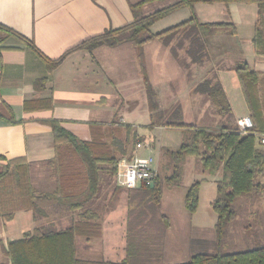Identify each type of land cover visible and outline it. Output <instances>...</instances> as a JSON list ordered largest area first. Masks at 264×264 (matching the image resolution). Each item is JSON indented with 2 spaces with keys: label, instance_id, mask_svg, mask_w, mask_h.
I'll use <instances>...</instances> for the list:
<instances>
[{
  "label": "crops",
  "instance_id": "0c3cea01",
  "mask_svg": "<svg viewBox=\"0 0 264 264\" xmlns=\"http://www.w3.org/2000/svg\"><path fill=\"white\" fill-rule=\"evenodd\" d=\"M135 1L0 0V24L31 39L45 56L54 59L90 36L132 22L134 14L131 3ZM253 4L255 3L225 4L221 10L225 11L227 16L212 21L233 22L236 35L222 33L209 36L206 44L210 55L213 52V57L209 56L207 62L201 64L186 65L187 69L192 70L193 80L189 79L191 86H186L187 80L183 78L175 80L176 84L172 86V79L168 77V73H164L162 84L153 83L156 99L159 92H163L162 96H168L169 93L178 97L185 95L187 97L183 101H174L171 105L192 111L197 116L207 115V110H212L210 100L193 89L198 82L216 72L233 112L230 122L237 124L240 117L248 115L241 90L233 81L231 66L236 60L245 59L255 69L264 72V54L255 53L252 43L258 18L257 5ZM139 13L143 15L148 12L140 10ZM0 39V154L6 159L24 157L29 164L28 173L34 190L38 194H48L36 197L38 209L34 217L33 210L21 207L19 189L13 173L0 178V264H11L9 256L5 253L8 241L22 238L37 227L63 229L78 221L79 210L69 208L68 203L71 200H83L84 208L93 209L90 203L98 205L96 197L99 187L97 193L89 197H86L88 189L83 184L69 189L74 190V196L70 198L51 195L55 190L56 181L48 169V160L55 155L57 148L54 146L51 128L45 120L55 118L61 121L78 141H88L100 134L107 141L110 137L114 138V133L110 135V131L121 130V126L137 125V121H140L138 124L143 125L146 130L145 125L151 117L139 64H133V67L136 66L134 71H128L132 79L120 80V72L114 62L98 60V46L92 51L73 49L55 68L48 69L29 46L2 29ZM120 45L109 47H121ZM101 58L105 59L104 56ZM145 63L147 70V62ZM163 64L164 62H158L160 70L165 69ZM42 77L46 79L44 86L37 89L35 80ZM127 88L138 90L139 101L137 98H131L130 94H125ZM158 104V116L164 117L165 109L162 110L161 101ZM141 116L143 119L138 120ZM210 119L214 124L206 127H215L219 122H225V118L215 108ZM162 124L163 121L160 126L154 128H175ZM116 140H119L117 136ZM120 147L117 150L120 158L131 157L135 149V146L132 150L124 149L123 145ZM60 150L66 153L67 146L60 147ZM1 163L0 161V171ZM101 173L99 172L100 175ZM112 177L114 178V175ZM219 177V172L202 177L213 188L212 199ZM261 180L264 181V177ZM59 198L64 200H61V203L65 213L62 215V212H56L57 215L51 216V204ZM66 211H75L76 219L71 220ZM96 221L101 228L104 221L100 219V215ZM100 232L101 229L99 234ZM99 234L90 237L75 234V255L79 259L112 261L103 257L97 248V240H91L99 237ZM80 237L84 238L78 244ZM121 260H124V256L117 261Z\"/></svg>",
  "mask_w": 264,
  "mask_h": 264
},
{
  "label": "trees",
  "instance_id": "16d2710c",
  "mask_svg": "<svg viewBox=\"0 0 264 264\" xmlns=\"http://www.w3.org/2000/svg\"><path fill=\"white\" fill-rule=\"evenodd\" d=\"M151 1L154 0L132 2L134 14L132 22L117 28L105 29L99 34L90 36L54 59L45 56L31 39L21 33L2 24L0 29L29 46L44 61L48 69L55 68L73 49L82 48L92 51L101 45L115 46L125 41L130 42L135 50L152 118L159 104L147 75L144 45L153 39L160 40L165 45L170 44L171 52L176 56V47L171 44L175 41L178 47L184 48L185 54L190 58L189 62H183L185 66L189 63L201 64L208 58L206 37L218 33L236 35L237 32L233 22L200 21L193 13V5L199 2L225 4L251 2L257 5V13L260 17L264 13V0H175L146 14H140L142 6ZM184 7H188L191 12L188 18L162 30L151 31L150 27L155 22ZM252 43L255 53L264 54V29L259 26L258 21L254 28ZM231 70L234 73L233 81L241 90L246 103L252 127L241 131L235 122H230L233 112L216 72L198 82L193 90L204 94L217 112L226 117L227 122L215 127L184 124L171 120L163 121L162 124L178 127L181 131L180 144L176 149L162 147L163 157L170 169L180 172L181 160L191 156L197 159L202 171L207 174L220 173V177L216 180L215 196L210 202L216 215L214 230L218 246L223 245L228 227L236 218L234 200L244 194L264 192V181L261 180L264 177V148L259 145V137L264 134V72L255 69L244 59L235 61ZM45 80V77L35 80V87L38 89L44 86ZM45 122L51 128L54 146L57 148L55 155L48 160L51 176L56 181L55 190L51 195L70 198L74 196V190L69 189H74L81 184L88 189L86 197L95 195L102 179L99 172L113 176L120 157L113 153L102 134L93 136L88 141H78L61 121L50 118ZM151 123L153 122L151 121L149 125ZM112 132L120 140L119 130H112L109 134L112 135ZM127 136L121 143L124 149L128 146L129 135ZM121 145L118 143V148H121ZM62 146H67V154L60 150ZM0 161L2 162L0 178L13 173L19 189L21 207L33 210L35 217L38 209L36 197L48 194H38L34 190L28 177L27 160L24 157L6 159L0 154ZM158 175L156 171L152 187L145 184L139 187L150 190L155 201H158L161 194ZM204 180L205 178L194 180L186 190L184 205L191 212L197 208L199 185ZM68 205L71 209L79 210V220L63 229L37 227L32 233L22 238L8 241L5 253L9 256L11 264H126V258L121 261H88L79 259L75 255V234L87 237L99 234L100 228L96 221L99 213L93 209L84 208L83 200H71ZM180 264H264V242H256L252 247L239 251L216 249L211 252H197Z\"/></svg>",
  "mask_w": 264,
  "mask_h": 264
},
{
  "label": "rangeland",
  "instance_id": "374dc122",
  "mask_svg": "<svg viewBox=\"0 0 264 264\" xmlns=\"http://www.w3.org/2000/svg\"><path fill=\"white\" fill-rule=\"evenodd\" d=\"M173 1L175 0H154L142 6L140 10L150 12ZM223 6H225L224 3H197L193 7V13L201 21L219 20L227 16L226 12L221 10ZM190 15L188 7L179 9L158 20L150 29L153 32L162 30ZM257 21L259 26L264 29V13L262 16H258ZM208 37L205 38V44ZM120 44L121 47L99 46L97 58L100 62H114L117 71L120 72V80L128 81L131 78L128 71H134L138 66V61L134 54V47L130 42L125 41ZM171 44L176 47V56L171 52L170 44L165 45L160 40L153 39L144 45L147 75H149V82L153 89H155L153 83H163L164 73H168V77L172 79V86L176 84L175 80L181 78L187 80L186 86H191L189 79L192 76V70L187 69L189 64L187 66L183 64V62H189L190 58L185 54L184 48L178 47L175 41ZM206 48L208 57H213L214 54L211 52L210 55L207 44ZM102 56L105 59L101 58ZM207 59L204 62H207ZM158 62H164L165 69H161V71ZM133 64L136 66L133 67ZM191 79L193 80V77ZM124 87L126 88V85ZM124 92L139 101L138 90L127 88ZM162 94L163 92L157 93L156 100L157 102L161 101L162 110L165 109L164 117L158 116L159 111H157L145 125L146 130L143 129V125L138 124L141 122L137 121L138 126H121V130L119 129L120 140L116 141L115 134H113L114 138L107 139L117 157H120L117 151L120 149L118 143L121 145L123 139L128 137L127 135H129V139L126 149L132 150L136 139L141 140L144 146L150 147L138 148L137 153L138 155L151 154L154 156L156 171L159 174L160 197L158 201H155L151 191L145 187L127 189L115 185L112 176L101 173L102 179L96 197L98 205L90 204L95 211L99 212L100 219L104 222L100 228L99 237H94L91 240H97V248L100 249L105 259L117 261L124 256L127 260L126 264H180L186 262L192 254L197 252H211L216 249L229 252L239 251L252 247L256 242H264V192L244 194L234 200L236 218L229 225L227 236L221 246H218L215 240L216 215L210 204L213 197V188L210 183L205 181L200 183L196 210L191 212L185 207L184 197L188 186L194 180L209 175L202 171L197 159L191 156H186L181 160L180 172L170 169L163 157L162 147L176 149L180 144L181 131L178 128L175 129L176 127H154L160 126V123L166 120L211 126L214 124L210 119L214 108L211 105L212 110L208 109L207 115L197 116L192 111L188 112L189 110H182L180 107L171 105L174 101H183L187 96L178 97L172 93L162 96ZM149 116L151 117V115ZM223 117L227 122L226 117ZM140 119H143V116L138 117V120ZM151 121L153 123L149 125ZM225 122H219L216 126ZM48 167L51 173L49 164ZM61 200L63 199L59 198L57 202L51 204V213L53 214L51 216L57 215L58 212H62L61 214L64 215L65 210ZM68 214L71 220L76 219L75 211H69ZM83 238H79L78 244Z\"/></svg>",
  "mask_w": 264,
  "mask_h": 264
},
{
  "label": "built area",
  "instance_id": "2783aa9c",
  "mask_svg": "<svg viewBox=\"0 0 264 264\" xmlns=\"http://www.w3.org/2000/svg\"><path fill=\"white\" fill-rule=\"evenodd\" d=\"M237 126L241 131L252 127V120L248 115L238 119ZM259 145L264 148V134L259 137ZM135 149L131 157L119 158L116 163L114 178L116 185L124 188H135L154 182L156 174L155 158L151 154L138 155L137 149L144 146L139 139L135 140ZM150 148V147H149Z\"/></svg>",
  "mask_w": 264,
  "mask_h": 264
},
{
  "label": "water",
  "instance_id": "95a60500",
  "mask_svg": "<svg viewBox=\"0 0 264 264\" xmlns=\"http://www.w3.org/2000/svg\"><path fill=\"white\" fill-rule=\"evenodd\" d=\"M153 185H154V182H151V183L149 184L150 187H152Z\"/></svg>",
  "mask_w": 264,
  "mask_h": 264
}]
</instances>
